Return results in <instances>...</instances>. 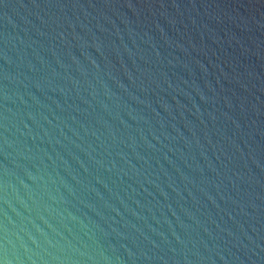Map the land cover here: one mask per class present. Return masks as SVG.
I'll list each match as a JSON object with an SVG mask.
<instances>
[{
  "label": "water",
  "instance_id": "1",
  "mask_svg": "<svg viewBox=\"0 0 264 264\" xmlns=\"http://www.w3.org/2000/svg\"><path fill=\"white\" fill-rule=\"evenodd\" d=\"M0 264H264V0H0Z\"/></svg>",
  "mask_w": 264,
  "mask_h": 264
}]
</instances>
